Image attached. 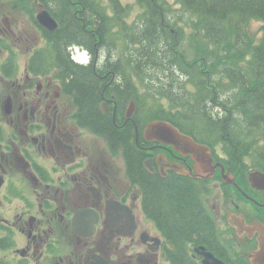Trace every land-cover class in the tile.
Wrapping results in <instances>:
<instances>
[{
    "label": "flooded vegetation",
    "instance_id": "af4514ba",
    "mask_svg": "<svg viewBox=\"0 0 264 264\" xmlns=\"http://www.w3.org/2000/svg\"><path fill=\"white\" fill-rule=\"evenodd\" d=\"M64 1L0 0V264H252L264 232V112L240 122L242 133L233 122L210 137L183 131L209 147L212 161L199 162L149 137L151 120L143 121L139 104L142 65L131 49L142 46L145 14L168 16L176 38L184 32L179 49L191 44L192 33L231 30V66L201 57L205 86L216 91L226 79L264 86V56H254L264 47V0H236L225 14L190 2L184 9L177 0L150 13L135 0L140 9L132 19L123 0H105L100 10L95 0H69L70 9ZM115 5L121 8L109 9ZM43 10L56 28L39 22ZM63 14L80 25L81 38L63 42L71 29ZM72 65L97 76V109L120 132L128 128L130 156L100 123L81 122ZM160 182L195 192L212 239L178 241L168 233L167 220L149 204L148 187Z\"/></svg>",
    "mask_w": 264,
    "mask_h": 264
},
{
    "label": "trees",
    "instance_id": "16d2710c",
    "mask_svg": "<svg viewBox=\"0 0 264 264\" xmlns=\"http://www.w3.org/2000/svg\"><path fill=\"white\" fill-rule=\"evenodd\" d=\"M82 1L87 2L88 0ZM177 1L184 9L189 8L190 2L194 7L198 6L210 12L222 14L234 8V5L238 3L236 0ZM95 2L96 10H100L102 8L98 4L104 3L105 0H95ZM111 2L113 3L114 0ZM139 2L138 4L143 5V9L150 13L158 9L166 12L172 8L166 0H140ZM115 3H117L116 0ZM106 4L109 5V2L106 1ZM64 5L66 9H70L69 0H65ZM120 8L118 5L109 7L114 10ZM133 8L129 6L127 9L133 10ZM104 12H101L100 16L105 15ZM127 12V14L130 13ZM145 15L147 17L143 16L144 23L140 24L139 30L143 47L131 49L136 59H140L139 63L142 66L139 70L144 75V92L139 101L144 122L162 119L171 122L180 130L183 129L182 131L189 130L197 137L203 136L205 133H208L210 137L212 132L224 131L226 125L235 121L234 115L241 116L238 122L253 121L254 118H250L253 114H257V119L259 118V115L264 112V86L260 82L252 85L250 80L231 79V81H226V79L223 80L224 85L219 82V86L214 91L205 86L206 80L202 78L201 57L203 55L215 61L223 58L225 62L228 60V64L231 66V58L234 57L235 51L234 42L236 41V35L231 30L221 33H192L191 44L179 49L175 44L185 36L184 32L180 29L176 38L169 30L171 26H169L168 16L165 15V21H162L163 18L160 14ZM64 17L71 29L64 31L65 40L63 42H66L68 38H81L83 30L80 25L73 21L71 15L65 14ZM226 19V17L223 18L224 26L227 22ZM239 37L240 42L245 41L242 32H239ZM209 43L218 44L210 45ZM263 48L255 50L256 58H263ZM240 51H243L242 48ZM125 57L134 58L130 53H126ZM242 58H245L244 55ZM187 63L190 64L191 70ZM131 66L135 67L134 64ZM70 69H77L76 74L73 73L75 80H71L70 83H78L80 86L79 101L83 112L81 122L86 125H91L93 122L100 123L101 130L111 132L110 137L113 142L123 141L126 144V152L130 156L134 152V148L125 142L129 137L128 128L120 132L109 120L103 119L101 112L97 109L98 80L91 67L72 65ZM188 74L191 78L192 88L187 87L186 75ZM227 82H230L231 86H227ZM232 88L239 89L238 93H234ZM124 96L123 94L122 97L125 98ZM214 108L218 110L214 111ZM258 121H263V119ZM227 128L231 130L230 126ZM159 187L164 188L158 190ZM169 187L171 186L164 182L148 187L149 204L152 205L154 211L157 208L162 213V217L167 220L165 229L168 233L178 241L185 238L194 240L195 237L199 240L212 239L214 234L212 223L201 210L195 192L192 189L187 190L186 187L182 190L177 187Z\"/></svg>",
    "mask_w": 264,
    "mask_h": 264
},
{
    "label": "water",
    "instance_id": "95a60500",
    "mask_svg": "<svg viewBox=\"0 0 264 264\" xmlns=\"http://www.w3.org/2000/svg\"><path fill=\"white\" fill-rule=\"evenodd\" d=\"M38 20L50 29H54L57 26L55 19L47 10H43L38 14ZM129 115H132V113H129ZM146 130L149 137L151 135L165 143L173 144L182 151L191 153L199 162L212 161L207 145L197 143L191 136L184 133L169 121L162 119L152 120ZM259 247L251 256L253 264H264V232L262 233L261 239H259ZM207 257H213L215 259L211 253H208ZM216 264L224 263L216 260Z\"/></svg>",
    "mask_w": 264,
    "mask_h": 264
},
{
    "label": "rangeland",
    "instance_id": "374dc122",
    "mask_svg": "<svg viewBox=\"0 0 264 264\" xmlns=\"http://www.w3.org/2000/svg\"><path fill=\"white\" fill-rule=\"evenodd\" d=\"M124 1V3H126V4H129V5H131L130 7H135V0H123ZM170 3H172V5H176L175 4V0H168ZM140 9V7H136L135 9H134V13L131 15V19L132 18H134V17H136V13L137 12H135V11H137V10H139ZM260 24L259 23H256L255 24V27L257 28L258 26H259ZM151 32V31H150ZM152 33V32H151ZM162 44H163V42H162ZM113 54V53H112ZM218 109L217 108H214V111H217ZM263 115H264V113H263ZM241 118V116L240 115H234V118H235V121H232L233 122V124L235 125L234 126V128L238 131L239 130V128H240V131H241V133L244 131V129H242L238 124L240 123V122H238L239 121V119Z\"/></svg>",
    "mask_w": 264,
    "mask_h": 264
},
{
    "label": "bare ground",
    "instance_id": "6f19581e",
    "mask_svg": "<svg viewBox=\"0 0 264 264\" xmlns=\"http://www.w3.org/2000/svg\"><path fill=\"white\" fill-rule=\"evenodd\" d=\"M196 10H198V9H196Z\"/></svg>",
    "mask_w": 264,
    "mask_h": 264
}]
</instances>
